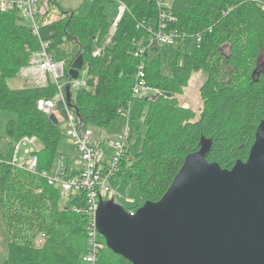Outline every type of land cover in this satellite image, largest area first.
<instances>
[{
  "label": "trees",
  "instance_id": "trees-1",
  "mask_svg": "<svg viewBox=\"0 0 264 264\" xmlns=\"http://www.w3.org/2000/svg\"><path fill=\"white\" fill-rule=\"evenodd\" d=\"M118 2L127 10L113 32L106 7ZM169 2L176 21L167 32L176 34V45L185 43L191 49L179 51L169 65L171 74L166 75L161 46L135 57L160 27V10L149 0H93L86 16L66 10L57 0H40V34L50 43L48 51L55 63L67 80L80 63L79 76L86 70L87 85L71 89L66 105L58 101L59 124L38 109L40 100L58 98L57 83L20 89L8 85L9 79L30 66L41 44L18 8L0 9V114L14 115L7 130L16 145L25 138L42 144L33 153L38 157L36 172L8 163L0 155V218L7 246L2 264H87L83 259L89 252L86 195L51 186L41 173L52 172L63 157L58 147L67 138L63 124L68 109L82 130L110 129L118 117L127 116L136 100L133 88L141 64L150 87L173 94L154 101L152 96L141 98L139 120L147 130L132 167L143 204L164 196L186 157L200 150L203 139L213 142L207 160L223 169L248 159L264 121V0ZM53 7L56 19L44 25ZM196 72L207 75L200 88V115L180 102ZM66 168L68 176L77 174L73 164ZM143 204L128 211L135 212ZM101 240L106 244L102 236ZM97 264L131 263L105 247Z\"/></svg>",
  "mask_w": 264,
  "mask_h": 264
},
{
  "label": "water",
  "instance_id": "water-1",
  "mask_svg": "<svg viewBox=\"0 0 264 264\" xmlns=\"http://www.w3.org/2000/svg\"><path fill=\"white\" fill-rule=\"evenodd\" d=\"M161 96L173 94L158 92L151 100ZM49 118L61 122L55 113ZM212 143L203 139L186 157L157 202L130 213L101 198L96 225L106 247L131 264H264V121L248 159L232 169L207 160Z\"/></svg>",
  "mask_w": 264,
  "mask_h": 264
},
{
  "label": "built area",
  "instance_id": "built-area-1",
  "mask_svg": "<svg viewBox=\"0 0 264 264\" xmlns=\"http://www.w3.org/2000/svg\"><path fill=\"white\" fill-rule=\"evenodd\" d=\"M149 1L154 3L160 10V27L158 31L153 34L149 44L146 47L140 48L135 53V57L137 58L141 57L147 48H152L155 45L163 46L176 44L177 40L176 34L173 32H167L168 25L176 21V18L170 9L171 5L169 0ZM38 6L39 0H0V9L2 10L18 8L22 16L29 20V25L34 35L39 38L41 50L33 55L30 66L26 67L25 69L30 73L29 76L32 75V71L35 70L37 72V75L33 76L36 85H46L50 79L48 74L50 72L57 73V64L55 63L54 56L48 51L50 43L43 41L41 38L40 21L37 18ZM126 10V5L120 3L118 8L119 19L123 16ZM55 15V12H50L46 19H44V25L51 24L56 19ZM119 19L114 23V29L118 26ZM198 41H201L200 37H198ZM98 53L99 51L96 52V55ZM84 72L86 76V70H84ZM54 82L57 83L56 81ZM57 85L59 89L58 98L50 101L40 100L38 102V109L49 116L52 113H55L59 118L60 111L57 109L58 101H62L65 105L67 102L66 93H63L62 87L58 83ZM86 85L87 81H81L78 77L77 79H68L66 87L70 86L71 89L75 90L85 87ZM156 93L158 92L148 84L145 77L144 65L141 64L136 77V84L133 88V97L135 99H138V97L150 98L152 94ZM126 117H129V111ZM62 121H64V119H62ZM65 123H67V128L65 129L66 136L76 145L78 152L76 164H79L80 168L77 170V174L68 176L64 158L61 157L56 162L55 168L52 172L44 171L41 173V176L47 179L49 185L60 188L64 192H76L86 195L88 205L86 212L88 218L86 224V233L89 252L84 256L83 259L87 264H97L101 251L106 247V244L102 242L101 235L97 230L96 212L99 208L100 199H104L107 194L112 192L110 179L120 172L121 165L124 161L127 162L128 157H130L128 155V151H125L129 142V133L126 130L121 136H119V138L114 142L115 153L113 158L109 162H104V160L97 154L99 144L95 140L93 131H91L90 128L86 130L80 129L76 121V117L69 109L67 111ZM23 140L35 142L36 138H25ZM18 149L19 146L17 147V151ZM31 154L32 157L30 160V166L27 168L31 172H36L38 157L33 155V153ZM14 163H17L16 155L14 158ZM41 241L42 239L40 242Z\"/></svg>",
  "mask_w": 264,
  "mask_h": 264
},
{
  "label": "rangeland",
  "instance_id": "rangeland-1",
  "mask_svg": "<svg viewBox=\"0 0 264 264\" xmlns=\"http://www.w3.org/2000/svg\"><path fill=\"white\" fill-rule=\"evenodd\" d=\"M58 3L66 10L76 11L80 16H86L89 14L93 0H57ZM118 3H109L106 7V14L113 23L118 17L119 11ZM52 8V6L50 5ZM54 8V7H53ZM52 9L51 11L54 12ZM55 21V20H54ZM53 21V22H54ZM26 24L29 25V20L25 19ZM52 22V23H53ZM191 47L187 48L185 43H180L179 45H163L160 48V53L163 59L162 70L166 75L171 74L170 63L177 57L179 51L181 53L187 52ZM61 66V65H60ZM56 65L57 73L50 72L48 74L49 81H56L61 87L63 93H66L67 79L63 75V69ZM20 70L18 75L12 79L8 80V85L13 89H20L25 87H30L35 85V80L33 76L37 75V72L32 71V75L29 76V72ZM81 81L86 80L85 72L81 71L79 76ZM207 79V75L203 72H196L192 75V78L184 91V94L180 97V102L186 107H190L200 115L203 108V101L200 96V88ZM155 95V94H154ZM153 96V95H152ZM143 108V101L141 97L136 99L129 110V117H118L112 124L110 129H99L90 128L94 133L96 142H98L99 147L97 149V154L104 162H109L115 153L114 142L121 136L126 130L129 133V142L125 151H128V160L120 172L110 179V186L112 192L107 194L105 200H114L117 204L123 206L125 209L130 210L143 204L142 194L140 185L135 181V170L132 167L134 160L140 153L142 144L146 136V125L143 121L139 120L140 114ZM14 118V115L9 112H2L0 114V155L8 162H14L15 155L17 157V163L21 166H30V160L32 157L31 153L37 152L42 148V144L39 140L35 142H28L23 140L16 145V142L11 138L7 128L8 122ZM63 128H67V123L63 124ZM19 149L17 151V147ZM59 151L63 154L65 165L71 163L74 168L79 169L80 165L75 164L77 149L75 143L64 137L59 143ZM75 161V162H74ZM123 169V170H122ZM7 256V246L5 233L2 228L1 218H0V264L3 263Z\"/></svg>",
  "mask_w": 264,
  "mask_h": 264
},
{
  "label": "bare ground",
  "instance_id": "bare-ground-1",
  "mask_svg": "<svg viewBox=\"0 0 264 264\" xmlns=\"http://www.w3.org/2000/svg\"><path fill=\"white\" fill-rule=\"evenodd\" d=\"M39 4H40V0H39ZM118 19H119V14H118V17L116 18L115 22H116ZM119 20H120V19H119ZM115 22H114V23H115ZM114 23H113V27H112V31H113V32H115V29H116V28L114 29ZM98 51H99V50H98ZM98 51H96V52H98ZM96 52H95V55H96Z\"/></svg>",
  "mask_w": 264,
  "mask_h": 264
},
{
  "label": "crops",
  "instance_id": "crops-1",
  "mask_svg": "<svg viewBox=\"0 0 264 264\" xmlns=\"http://www.w3.org/2000/svg\"><path fill=\"white\" fill-rule=\"evenodd\" d=\"M61 67V66H60ZM62 68V67H61ZM23 70V69H22ZM26 71V69L24 68V71L23 72H25ZM36 84V83H35ZM77 149V148H76ZM64 156V155H63ZM77 157H78V152H77V155H76V158L75 159H77ZM77 161V160H76ZM77 162H75V164H76ZM73 168H74V165H73ZM75 170H78L77 168L75 169Z\"/></svg>",
  "mask_w": 264,
  "mask_h": 264
}]
</instances>
